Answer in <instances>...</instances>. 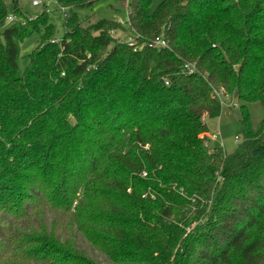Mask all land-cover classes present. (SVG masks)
Instances as JSON below:
<instances>
[{
    "label": "trees",
    "instance_id": "1",
    "mask_svg": "<svg viewBox=\"0 0 264 264\" xmlns=\"http://www.w3.org/2000/svg\"><path fill=\"white\" fill-rule=\"evenodd\" d=\"M58 2L62 38L0 0V264H106L78 239L113 264H264V0H132L127 27ZM216 88L231 153L208 145Z\"/></svg>",
    "mask_w": 264,
    "mask_h": 264
},
{
    "label": "rangeland",
    "instance_id": "2",
    "mask_svg": "<svg viewBox=\"0 0 264 264\" xmlns=\"http://www.w3.org/2000/svg\"><path fill=\"white\" fill-rule=\"evenodd\" d=\"M93 4L89 8V13L91 15L90 21H96L98 18L106 19H119L122 23H126L124 26L127 27L128 12L127 3L132 0H92ZM163 0H153L152 10H155ZM9 15H13V6L15 3L21 8V10L27 15H40L44 8L42 6H34L32 0H4ZM49 14L51 22L55 25L57 31V37L62 38L65 32L64 28V16L59 11L52 10ZM9 23V21L7 22ZM117 35L122 38H128V33L124 30H118ZM37 36L32 35L26 38L20 45V50L22 54L30 52L37 45ZM26 64V58H22L20 61V67L23 69ZM234 103H237L236 99ZM248 110L251 116L252 126L256 128L264 118V108L260 102H252L248 104ZM241 113L239 104L229 107L228 105L223 106L221 115L216 118H208L207 124L209 127V140L208 145L210 148L221 147L227 153L233 152L237 147L236 138L241 135ZM216 136V137H214ZM60 227L62 232H68L69 227L67 223L68 217H61ZM64 226L68 229L64 230ZM61 230V229H60ZM71 235L77 236L76 231H71ZM80 238V237H79ZM79 245L93 258L106 264H113L107 260L103 255H101L96 250H93L88 243L83 239H78ZM77 240V241H78Z\"/></svg>",
    "mask_w": 264,
    "mask_h": 264
},
{
    "label": "built area",
    "instance_id": "3",
    "mask_svg": "<svg viewBox=\"0 0 264 264\" xmlns=\"http://www.w3.org/2000/svg\"><path fill=\"white\" fill-rule=\"evenodd\" d=\"M32 4L34 6H42L44 8V11L51 13L53 12L52 10L59 11L60 13H64L65 7L60 5L58 0H32ZM14 20L13 15L8 16V21L12 22ZM117 22H119L122 25H125L126 23H122L119 19H117ZM129 22V18L127 20V24ZM134 38H131L128 36V40L132 41ZM152 44L154 46H167V42L162 38V37H157L152 41ZM185 69L192 72L196 70V66L193 63H186L185 64ZM214 94L215 96L219 99L221 102L222 106L228 105L229 107L238 105L237 103H234L233 97L223 88H216L214 89ZM216 137V136H214ZM236 142L239 143V139L236 138Z\"/></svg>",
    "mask_w": 264,
    "mask_h": 264
}]
</instances>
